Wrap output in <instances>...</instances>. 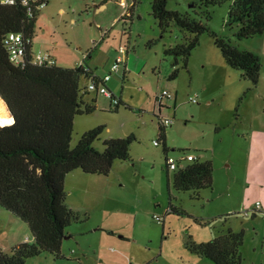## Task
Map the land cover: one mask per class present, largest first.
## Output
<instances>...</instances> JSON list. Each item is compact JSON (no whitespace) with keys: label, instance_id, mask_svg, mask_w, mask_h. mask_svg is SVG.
<instances>
[{"label":"rangeland","instance_id":"1","mask_svg":"<svg viewBox=\"0 0 264 264\" xmlns=\"http://www.w3.org/2000/svg\"><path fill=\"white\" fill-rule=\"evenodd\" d=\"M152 1L139 0L129 10L130 0H50L38 12L35 50L48 52L59 66L75 68L86 62L105 75L120 48L127 50L121 70L112 72L108 83L122 105L116 111L110 98L99 94L93 113L76 116L71 146L99 126L105 127L95 143L99 149L111 138L134 134L136 140L131 159L116 161L108 176L81 169L67 176L66 202L79 220L66 230L70 238H65L62 252L72 259L58 261L44 254L25 264H214L188 245L211 241L229 229L244 231L241 253L246 263L264 264V212L252 211L257 201L264 210V195L256 186L254 98L259 87L226 65L207 33L187 68L177 58L179 73L170 79L175 57L166 50L191 35L174 25L162 32L152 15ZM193 1L169 0L168 8L201 20L239 49L257 42L238 40L237 27L226 25L229 3L211 7L207 21L194 11ZM104 3L107 7L97 11ZM261 74L259 85L264 88L263 60ZM164 90L172 94L161 112L162 118L173 120L166 129L168 155L193 154L212 162L211 188L195 193L177 191L173 185L164 145L155 144L160 137L155 98ZM196 94L194 104L190 97ZM170 203L183 215L171 211ZM26 236L32 237L26 223L0 206V248L10 252Z\"/></svg>","mask_w":264,"mask_h":264},{"label":"trees","instance_id":"2","mask_svg":"<svg viewBox=\"0 0 264 264\" xmlns=\"http://www.w3.org/2000/svg\"><path fill=\"white\" fill-rule=\"evenodd\" d=\"M42 1L47 6L50 0ZM130 1L129 10L139 2ZM168 3L169 0L152 1V15L162 32H167L174 25L191 35L184 43L166 50L168 55L175 57L170 79L178 76L177 58H183L184 67L187 68L192 52L200 44L201 35L207 33L225 63L239 71L241 77L250 81L253 87L259 86L262 70L259 55L239 49L201 20L169 9ZM225 3L230 4L226 25L237 27L234 35L238 40L264 33V0H194L192 7L209 21V9ZM196 8L200 11H196ZM39 10L40 2L29 5L22 2L5 5L0 2V97L6 101L14 116L12 124L0 125V206L26 223L34 238L33 242H22L10 252L0 248V264H25L27 260L44 254L58 261H66L62 253L66 230L79 220L78 214L66 202L67 176L78 169L85 174L108 176L116 161L131 159V145L136 140L134 134L111 138L104 140L103 148L99 149L95 143L105 129L99 126L86 131L76 147L71 146L76 116L91 114L96 109L99 93L92 97L91 92L94 91L89 89V84L95 82L99 85L101 77L111 71L101 76L86 62L75 68L62 67L57 62L36 64L35 55L38 52L33 50V40ZM10 33H22L31 40L27 44L24 62L18 66L11 62L4 44ZM125 78L126 72L123 75ZM111 79L112 75L106 83L108 89ZM111 93L112 109L118 111L122 101ZM115 97L117 104L113 100ZM87 98L90 102L85 101ZM158 120L160 137L157 146L164 145L169 170L168 127L163 125L160 115ZM213 170L212 162H202L196 157L173 172V185L177 191L198 193L213 186ZM170 210L183 215L172 203ZM244 236V231L229 229L211 241L191 242L188 248L214 264H247L241 253Z\"/></svg>","mask_w":264,"mask_h":264},{"label":"built area","instance_id":"3","mask_svg":"<svg viewBox=\"0 0 264 264\" xmlns=\"http://www.w3.org/2000/svg\"><path fill=\"white\" fill-rule=\"evenodd\" d=\"M0 2L5 5H13V4H16L17 2H22L25 5H29L30 3L40 2V9L46 7V3L43 2L42 0H0ZM30 41L31 40L25 38L22 33H10L7 35V37L4 40V44L9 52L10 60L13 64L18 66L24 62V58H25V54L27 50V44H29ZM126 53L127 52L124 47L120 48V50L118 51L117 58L115 62L112 64L110 74L101 77V83H99V85H97L95 82H91L88 86L91 91H94L106 97L112 98V93L107 88L106 83L110 80L112 72H118L120 70L121 64L124 63V55H126ZM35 63L39 65L44 64V63L55 64L56 59L52 57L51 54H49L48 52L43 53L42 51H39L35 55ZM86 70H89V69L86 68ZM171 98H172L171 92H168L166 90H164L163 92H161L160 94L156 96L155 99H156V104L158 105V108H159L160 117H161V112H162L161 110L165 108V105H164L166 103L165 100H170ZM113 100L115 104L118 103L117 97L113 98ZM190 102L194 104L198 103V95L196 94L193 97H190ZM161 121L163 125L167 127L171 126L173 122V120L169 118H162V117H161ZM155 144L158 145V142L155 141ZM195 159H196V156H194L193 154H187V155L182 154L179 157L168 156L167 163H168L169 170L172 172H175L178 169L185 167L186 164L194 161ZM252 211L253 212H260V211L264 212L261 209L260 202H257L256 206L252 209ZM246 215H249V211H246ZM154 220L157 222H162V218L160 217L155 216ZM130 264L132 263L130 262Z\"/></svg>","mask_w":264,"mask_h":264},{"label":"crops","instance_id":"4","mask_svg":"<svg viewBox=\"0 0 264 264\" xmlns=\"http://www.w3.org/2000/svg\"><path fill=\"white\" fill-rule=\"evenodd\" d=\"M106 7H107L106 3L100 4V5L96 6V10L100 11L102 9H105ZM249 41H257V42H255V44H250V45L248 44L247 49H242V50L253 51L254 53H256L257 55L260 56L261 62H262V60L264 62V33L262 35L250 38ZM214 47H215V45H214ZM215 49L218 51V49L216 47H215ZM33 50H34V52H37L35 50L34 43H33ZM213 56L216 57L214 54H213ZM116 57H117V55H116ZM90 67H91V65H90ZM111 67H112V65H111ZM91 68L94 69L93 67H91ZM95 71L98 73L97 70H95ZM98 74L102 76V74H100V73H98ZM262 78H263V74H261V79ZM258 87H259L258 92L254 98V102L256 103L255 104V108H256L255 111H256V127H257V129L254 131L256 134V139H257L255 157H256L258 181H257L256 186H257V189H259L264 195V88H262L260 85ZM257 202H259V201H257ZM257 202H256V204H257ZM67 238H70V236H68ZM33 241H34L33 236L32 237L26 236V238L23 242H33ZM62 253H63V256L67 259L66 261H69L70 259H72L69 256H67L66 254H64V252H62Z\"/></svg>","mask_w":264,"mask_h":264},{"label":"bare ground","instance_id":"5","mask_svg":"<svg viewBox=\"0 0 264 264\" xmlns=\"http://www.w3.org/2000/svg\"><path fill=\"white\" fill-rule=\"evenodd\" d=\"M14 121L13 117L9 113L6 104L0 98V125L5 126L12 124Z\"/></svg>","mask_w":264,"mask_h":264},{"label":"water","instance_id":"6","mask_svg":"<svg viewBox=\"0 0 264 264\" xmlns=\"http://www.w3.org/2000/svg\"><path fill=\"white\" fill-rule=\"evenodd\" d=\"M1 98V97H0ZM2 100H3V102L6 104V106H7V109H8V111H9V113L11 114V116L13 117V119H14V116H13V113L11 112V110L9 109V106H8V104L6 103V101L3 99V98H1ZM67 238V237H66Z\"/></svg>","mask_w":264,"mask_h":264}]
</instances>
